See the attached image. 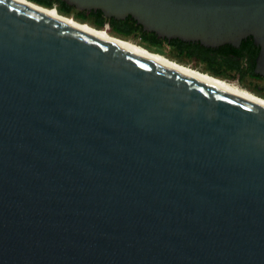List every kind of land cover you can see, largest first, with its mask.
<instances>
[{
	"label": "water",
	"instance_id": "1",
	"mask_svg": "<svg viewBox=\"0 0 264 264\" xmlns=\"http://www.w3.org/2000/svg\"><path fill=\"white\" fill-rule=\"evenodd\" d=\"M62 1L264 78V0ZM0 264H264V110L0 0Z\"/></svg>",
	"mask_w": 264,
	"mask_h": 264
},
{
	"label": "trees",
	"instance_id": "2",
	"mask_svg": "<svg viewBox=\"0 0 264 264\" xmlns=\"http://www.w3.org/2000/svg\"><path fill=\"white\" fill-rule=\"evenodd\" d=\"M28 1L48 9L55 7L60 14L72 16L79 22L89 23L97 29L109 26L115 36L123 39L139 36L147 45L146 49H160L167 44L180 58L205 65L208 72L218 78L231 73L241 80L246 78L264 79L255 73L259 48L254 44L252 38L244 40L239 48L226 45L218 49H211L203 47L199 43L159 39L155 34L144 32L142 27L130 17L126 20L107 19L102 12H79L62 0Z\"/></svg>",
	"mask_w": 264,
	"mask_h": 264
},
{
	"label": "bare ground",
	"instance_id": "3",
	"mask_svg": "<svg viewBox=\"0 0 264 264\" xmlns=\"http://www.w3.org/2000/svg\"><path fill=\"white\" fill-rule=\"evenodd\" d=\"M9 1L29 11L44 16L52 21H55L61 25H64L87 37H90L110 47L128 53L131 56H134L138 59L156 65L167 71L187 76L198 82L213 87L227 95H230L244 103H247L249 105L264 110V99L259 98L247 91H244L234 84L228 83L224 80L217 79L208 74H204L199 71L180 65L159 54L152 53L141 46L135 45L129 41L120 39L118 37L112 36L105 30H99L92 27L91 25L79 23L68 16L60 14L56 8L48 9L39 6L33 2H30L28 0H9Z\"/></svg>",
	"mask_w": 264,
	"mask_h": 264
},
{
	"label": "rangeland",
	"instance_id": "4",
	"mask_svg": "<svg viewBox=\"0 0 264 264\" xmlns=\"http://www.w3.org/2000/svg\"><path fill=\"white\" fill-rule=\"evenodd\" d=\"M68 17H70V18L74 19L75 21L79 22L78 20H76L72 16H68ZM79 23H82V22H79ZM83 24L90 25L89 23H83ZM99 30H105L110 35L115 36L113 34V32L111 31V29L109 28V26L104 27V29H99ZM115 37H117V36H115ZM118 38H120V37H118ZM120 39H123V38H120ZM123 40L129 41V42H131V43H133L135 45L141 46V47H143L145 49L147 47V45L145 43H143V41L141 40V38L139 36H135V37H131L129 39H123ZM146 50H148V51H150L152 53H155V54H159V55H161V56H163V57H165V58H167L169 60H172V61H174V62H176V63H178L180 65H183L185 67H188V68H191L193 70L199 71L201 73L213 76L210 72H208V70L205 67V65L180 58L179 55H177L171 49V47L168 46L167 44H165L160 49H146ZM213 77H215V76H213ZM215 78L220 79V80H224V81H226L228 83H231V84H234V85L238 86L239 88H241L242 90L247 91V92H249V93H251V94H253V95H255V96L259 97V98L264 99V79L256 80V79L246 78L244 80H241L238 76H235V74H231V73H228V74L224 75L221 78H218V77H215Z\"/></svg>",
	"mask_w": 264,
	"mask_h": 264
}]
</instances>
